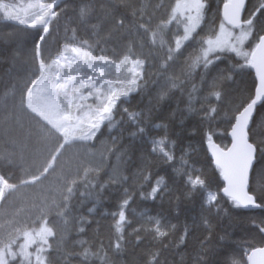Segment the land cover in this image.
<instances>
[{
  "label": "snow or ice",
  "instance_id": "snow-or-ice-1",
  "mask_svg": "<svg viewBox=\"0 0 264 264\" xmlns=\"http://www.w3.org/2000/svg\"><path fill=\"white\" fill-rule=\"evenodd\" d=\"M148 7L147 4L136 7L129 0H30L19 6L0 0V20L23 26L33 43L32 66L21 83L5 92L4 106L7 107L11 97L15 102L13 115L18 109L30 117L33 127L29 137L34 135L37 145L26 178L13 183L0 172V204L7 203L27 187L39 185L41 191L48 192L34 205L39 213L37 218L11 222L0 234V264H53V246L49 242L57 234L53 210L55 216L66 218L77 196L81 203L92 198L98 202V190L106 187L96 182L101 167L110 156L116 155L119 160L124 155L118 154L116 137L112 138L113 147L102 143L101 150L93 153L98 155L97 164L85 166L76 162L73 165L64 159L66 153L77 145L95 148V142L104 134L102 129L111 132L123 125L125 118L136 129L131 135L143 139L144 112L122 105L130 103L133 94L144 93L149 83H158L160 78L166 81L167 89L161 91L158 100L173 91H187L186 112L190 116L198 115L207 124L204 140L223 182L222 187L216 184L214 191L212 184L197 174L198 170L185 159L188 155L185 152L179 158V167L174 169L185 185L192 192L199 191L202 206L209 211L215 206L219 213L218 205L224 197L235 208H264V0H256L251 8L247 7L246 0H223L219 24L213 22L214 26L204 35L201 32L206 20L205 0H175L166 18L155 25ZM121 8L131 11L118 15ZM98 11L103 13V20H111L113 24L106 36H101L102 23L90 25ZM242 13H247L243 19ZM62 20V42L57 39L56 48L51 51L46 45L53 31L59 33ZM82 28L88 38L81 35ZM115 40L125 41L122 54L113 51L116 59L93 54L96 50L105 51L100 48L101 43ZM189 48L191 52L185 56ZM230 55L239 59L220 68ZM155 61H159L157 80L151 81L148 77L152 74L147 69L155 67ZM178 64H183L179 74L170 73ZM86 70L92 74L88 75ZM197 70L199 86L192 84L188 89L191 81L181 77H189ZM248 70H254V77ZM107 75H113L114 79H106ZM220 123L227 125L230 146L222 147L214 139L217 133L213 125ZM150 144L151 154L169 164L177 162L175 142H171L170 148L167 136L152 139ZM2 159L8 166L14 163L7 157ZM257 165H261L259 169ZM53 176L55 186L45 189L44 182ZM141 178L150 183L151 174L141 173ZM128 179L113 167L108 183L123 186ZM257 184L259 190L255 187ZM166 191L167 184L161 176L150 192L139 195L155 200ZM133 195L125 188L117 210L109 213L114 221L111 227L115 239H109L108 250L114 255L120 254L127 243L126 226L130 227L132 221L126 211ZM94 210L90 208L89 212ZM147 223L152 225L150 231L155 238H166L168 233L164 229L168 225L162 219L148 217ZM204 223L208 224V220ZM144 230L143 227L133 229V233L139 239V233ZM259 230L264 233V227ZM185 236H181V244ZM74 255L80 258L81 264H89L91 258L98 259L100 264H115L103 241L96 251L83 248ZM203 256L208 257L209 251ZM247 260L249 264H264V247H253ZM148 264H160L159 253H153ZM198 264H220V261L198 257Z\"/></svg>",
  "mask_w": 264,
  "mask_h": 264
},
{
  "label": "trees",
  "instance_id": "trees-1",
  "mask_svg": "<svg viewBox=\"0 0 264 264\" xmlns=\"http://www.w3.org/2000/svg\"><path fill=\"white\" fill-rule=\"evenodd\" d=\"M24 0H6L11 4H18ZM134 6L147 4L148 11L153 15V21L160 22L166 18L170 7L174 5L175 0H129ZM207 8L205 11V23L202 24L204 35L213 27V22L218 25L220 22V11L223 0H205ZM256 0H246V5L251 8ZM130 9L119 10V14L130 12ZM247 13H243L242 19ZM64 21H60V31H53L46 47L54 51L56 41L62 42L64 32ZM102 23L103 31L101 36H106L108 31L113 28L111 20H103V13L97 12L96 18L90 21L91 24ZM199 31V30H198ZM81 35L88 38L84 29H81ZM125 41L115 40L113 43H101L100 48L105 49L101 52L96 50L94 55H106L113 59V51L122 54ZM32 48L33 43L30 35L24 28L11 22L0 20V172L5 174L13 183L26 178V173L31 169L32 160L35 155L37 145L35 136L29 137V131L33 127L30 117L21 113L18 109L13 115V104L11 97L7 100V107L4 106V94L12 89L13 85L21 83L27 70L32 66ZM191 52L189 48L185 52L187 56ZM234 55V54H232ZM226 60L220 64L224 68L228 63H234L239 58ZM183 60V58H181ZM155 67H150L147 71L152 74L148 78L156 81L159 68V61H155ZM183 64H178L170 69L171 72L179 74ZM87 74H92L86 70ZM252 76L254 77L251 70ZM106 79H114L113 75H107ZM187 78L191 81L187 85L190 89L192 84L199 86V70L193 72ZM239 79V78H238ZM245 80L248 77L244 78ZM167 89L166 81L159 79L158 83H149L148 89L140 95L133 94L130 103L122 105L130 110L145 114L146 133L142 139L140 136H132L131 133L136 129L130 126L125 118V123L118 128L111 130L103 128V136L95 142L96 147H84L88 154L80 164L88 166L89 164L99 163L98 153L101 150L102 143L108 147H113L112 138L116 137L115 147L119 153H124L121 159L116 155L109 157L96 177L98 184H104L106 187L98 190V202L96 198L84 200L81 203L77 196L72 200L71 214L66 217L55 216L53 210V223L55 225L56 236L50 238L52 244L51 258L53 264H81V260L75 253H79L83 248H91L96 251L99 248L100 241L104 242L105 250L109 257L115 261V264H148L153 253H159L160 264H198V257L209 259L210 261L219 260L220 264H247L246 258L248 252L257 246L264 245V233L260 228L264 227L261 221H264V208L256 210H247L235 208L231 201L226 197L220 199L217 213L214 206L211 211L202 206V199L199 191L192 192L185 185L174 169L179 167V158L185 152L188 153L185 159H188L202 178L212 184L216 190V184L222 187V179L219 172L215 169L212 159L206 149L204 132L207 130V124L200 121L199 116H190L186 112L187 91H173L163 100H158L161 91ZM151 101V103H149ZM198 107V105H197ZM149 109L151 111L149 112ZM117 120L120 116L116 117ZM160 124L165 127L157 128ZM217 135L214 137L216 143L223 146L229 145L227 125L220 123L219 126L213 125ZM167 136L170 142H175V155L177 162L169 164L162 157L151 154L150 140ZM67 154V153H66ZM7 157L13 160L12 166H8L7 161L2 158ZM66 161H71L65 158ZM73 163V162H72ZM76 162L73 163L75 165ZM261 165H257L259 169ZM115 167L118 172L126 177L128 181L123 186L109 184V176L112 168ZM143 175L151 174L150 183H145L141 178ZM164 177L167 184V191L163 195H157L156 199H143L139 193L145 194L151 191L158 177ZM55 176L50 177L44 182V188L55 186ZM143 185V187H141ZM259 190V185H255ZM127 188L133 195L126 211V215L131 226H126V240L123 250L120 254L114 255L108 250V242L111 238L115 239L112 225L114 221L109 213L117 210V205L123 198L124 189ZM83 190V189H81ZM48 192L41 191V186H33L22 189V191L11 197L7 203L0 204V234H2L11 222H26L30 218L35 219L39 216L34 205L38 204ZM90 208L95 210L89 212ZM148 217H157L168 225L164 229L168 235L166 238H155L150 231L152 225L147 223ZM65 219L68 223L65 225ZM208 220V224L204 220ZM174 226V227H173ZM143 227L144 231L139 233V239L133 233V229ZM83 229V231H80ZM187 235L185 236V230ZM181 236H185L184 243H180ZM83 242V244H81ZM209 251V256L204 257L203 253ZM89 264H100L96 258H91Z\"/></svg>",
  "mask_w": 264,
  "mask_h": 264
},
{
  "label": "rangeland",
  "instance_id": "rangeland-1",
  "mask_svg": "<svg viewBox=\"0 0 264 264\" xmlns=\"http://www.w3.org/2000/svg\"><path fill=\"white\" fill-rule=\"evenodd\" d=\"M30 0H24V1H21L20 3H16L14 5H26L27 3H29ZM159 22H157V20H155L153 22V25L155 24H158ZM23 27V26H21ZM172 27V33L174 34L176 32V28L175 26H171ZM145 52H147V49H145ZM90 71V70H89ZM88 75H91V74H88ZM81 145H77L75 146L74 148H72L66 155H65V158H69V160H72V162H79L81 160H84V157H87L88 154L85 152V149L84 147H80Z\"/></svg>",
  "mask_w": 264,
  "mask_h": 264
},
{
  "label": "water",
  "instance_id": "water-1",
  "mask_svg": "<svg viewBox=\"0 0 264 264\" xmlns=\"http://www.w3.org/2000/svg\"><path fill=\"white\" fill-rule=\"evenodd\" d=\"M222 7H223V5H222ZM242 16H243V13H242ZM252 71V73H253V75H255L254 74V70H251ZM229 137V145L228 146H230V142H231V138H230V136H228ZM206 145V149H207V144H205ZM207 152H208V155L210 156V158L212 159V157H211V153L208 151V149H207ZM213 162V161H212ZM247 210H256V209H247ZM257 247H264V246H257ZM251 252V250L248 252V254ZM247 254V255H248ZM246 261H247V264H249V261L247 260V258H246Z\"/></svg>",
  "mask_w": 264,
  "mask_h": 264
},
{
  "label": "bare ground",
  "instance_id": "bare-ground-1",
  "mask_svg": "<svg viewBox=\"0 0 264 264\" xmlns=\"http://www.w3.org/2000/svg\"><path fill=\"white\" fill-rule=\"evenodd\" d=\"M261 246H264V245H261Z\"/></svg>",
  "mask_w": 264,
  "mask_h": 264
},
{
  "label": "flooded vegetation",
  "instance_id": "flooded-vegetation-1",
  "mask_svg": "<svg viewBox=\"0 0 264 264\" xmlns=\"http://www.w3.org/2000/svg\"><path fill=\"white\" fill-rule=\"evenodd\" d=\"M223 5V4H222Z\"/></svg>",
  "mask_w": 264,
  "mask_h": 264
}]
</instances>
